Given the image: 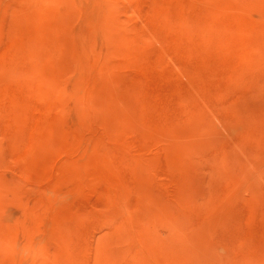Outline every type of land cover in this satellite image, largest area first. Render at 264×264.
Here are the masks:
<instances>
[{
	"label": "rangeland",
	"instance_id": "1",
	"mask_svg": "<svg viewBox=\"0 0 264 264\" xmlns=\"http://www.w3.org/2000/svg\"><path fill=\"white\" fill-rule=\"evenodd\" d=\"M0 264H264V0H0Z\"/></svg>",
	"mask_w": 264,
	"mask_h": 264
}]
</instances>
